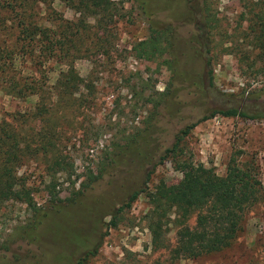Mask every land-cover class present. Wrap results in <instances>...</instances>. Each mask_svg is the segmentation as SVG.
<instances>
[{
  "label": "rangeland",
  "instance_id": "374dc122",
  "mask_svg": "<svg viewBox=\"0 0 264 264\" xmlns=\"http://www.w3.org/2000/svg\"><path fill=\"white\" fill-rule=\"evenodd\" d=\"M6 1L0 0V121L14 126L18 123L13 118L29 112L36 96L20 97L8 93L7 87L30 78L51 84L64 66L38 48L42 43L37 38L30 44L21 38L17 31V25L24 20L21 8L14 6V12H10L4 6ZM209 1L210 11L219 24L211 51V87L202 75L203 62L196 58L195 51L185 50L187 43L198 35L193 24L198 18L196 10L187 19L177 13L172 15L185 9V0H168L170 5L166 8L165 0H144L145 12L138 7L137 0H107L101 4L120 16L112 17L108 33L111 48L102 51L84 43L80 55L73 59L74 71L92 83L94 91L91 99L80 104L63 127L65 144L61 149L72 161V171L69 179L64 175L58 177L64 188L60 195L68 194V180H73L75 185L83 180L87 168L100 170V177L71 208L63 206L54 213L48 210L34 243L15 235V228L25 216L23 205L9 202L1 208L0 264H74L87 248L92 249L96 244H99L96 253L85 264H264V63H256L248 74V68L243 67L236 55L223 52L220 45L246 25L249 0ZM48 4L49 7L39 2L34 4L27 19L42 22L56 33L66 21L69 26L75 23L78 14L74 10L59 0H49ZM58 17L65 22L61 23ZM165 23L172 27V56L181 71L168 80L165 67L139 60L129 51L132 42L145 36L148 24ZM140 80L145 81V87L138 94ZM161 91L163 94H158ZM153 98L160 100L155 106ZM228 107L242 109L254 117L215 114L201 119L213 109ZM190 123L194 125L183 139L182 155L212 167L219 176L233 158L255 174L260 199L245 211L241 228L229 246L195 258L172 260L166 250L153 249L150 245L148 213L156 203L153 188L157 181L174 184L181 174L170 159H164L143 182L147 170L171 143L174 133ZM95 134L98 135L94 141ZM139 145L150 161L142 162L137 156L134 149ZM18 174L37 188L34 200L47 209L43 165L26 163L18 169ZM139 186L143 192L124 210L121 221L115 227L106 226L108 216L104 215ZM55 218L70 228L67 234L58 237L53 234L50 221ZM194 219L193 213L185 225L192 227ZM175 235L176 228L169 224L165 238L170 246Z\"/></svg>",
  "mask_w": 264,
  "mask_h": 264
},
{
  "label": "trees",
  "instance_id": "16d2710c",
  "mask_svg": "<svg viewBox=\"0 0 264 264\" xmlns=\"http://www.w3.org/2000/svg\"><path fill=\"white\" fill-rule=\"evenodd\" d=\"M14 1L16 0H7L4 6L10 12H14V6L21 8L24 20L17 25L21 38L26 39L29 44L30 41L36 42L37 38V42L42 43L38 48L64 66L59 69L51 84L44 85L30 78L21 84L13 83L8 86V93L13 92L20 97L34 95L36 101L29 112L20 113L17 118H13L17 125L0 121V209L9 202L22 204L25 216L22 224L15 228V235L28 243H34L38 239L39 225L48 216V210L51 209L49 212L54 213L59 212L63 206L71 208L100 177V170L94 172L87 168L84 179L76 185L73 180H68V194L60 195L64 188L58 177L64 175L69 179L72 171V161L61 149L65 144L63 127L68 124L69 117L79 105L91 99L94 91L93 84L74 71L73 59L80 55V47L84 43L102 51L111 48L108 40L109 28L113 23L112 17H119L120 14L101 7L107 0H59L78 16L72 27L58 17L61 23H65L61 24V31L56 33L42 22L36 23L27 19L31 16L29 10L34 4L39 2L49 7V0H17V4ZM137 1L138 7L145 12L144 0ZM167 1L165 0V8L170 5ZM192 1L185 0V9L172 15L177 13L187 19L196 10L195 16L198 18L193 24L198 35L187 43L185 50L192 53L195 51L196 58L203 62L202 75L205 76L207 86L211 87V51L215 47L214 31L219 29L218 19L210 11L209 0H195L194 4ZM154 6L157 7L156 4ZM247 11L248 18L244 28L237 30L236 35L231 34L220 45L223 52L236 55L250 74L256 63H264V0H249ZM147 30L145 36L130 44L131 54L139 60L157 62L165 67L168 71L167 80L168 77L173 79L180 75L181 71L172 56L173 32L170 24H148ZM196 44L198 48L195 47ZM186 72L188 71L183 73L187 74ZM144 87L145 81L140 80L138 94L142 93ZM76 94L79 97H75ZM158 94H163V91ZM145 99L150 101L148 96ZM151 101L155 106L160 100L153 98ZM215 114L223 117H254L242 109L228 107L213 109L201 119ZM193 125L194 123L186 124L174 133L171 143L160 152L157 161L147 170L143 182L148 180L154 166L164 159H170L181 174L174 184L157 181L153 188L156 203L148 213L150 245L153 249L166 250L172 260L180 257L195 258L229 246L241 228L245 211L260 199L259 182L255 174L246 166L236 163L233 158L227 162L224 174L219 176L212 167L192 162L182 155L183 139ZM95 135L94 141L98 134ZM140 147L141 145L134 149L137 156L142 162L150 161V157L143 154ZM30 162H40L43 165L47 178L43 184V190L47 193V209L34 200L33 193L37 188L18 174V169ZM142 188L139 186L131 189L111 212L104 215L108 216L104 224L115 227L121 221L124 210L143 192ZM61 202L64 203L59 206ZM193 213L194 225L188 227L185 222ZM169 224L176 228V238L172 246L165 238ZM51 226L57 237L62 233L67 234L70 229L58 223L56 218L50 221ZM98 245L92 249L87 248L74 264H85L96 253Z\"/></svg>",
  "mask_w": 264,
  "mask_h": 264
}]
</instances>
